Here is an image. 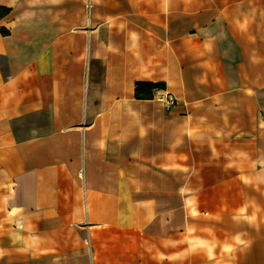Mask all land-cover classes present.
<instances>
[{"label": "crops", "instance_id": "1", "mask_svg": "<svg viewBox=\"0 0 264 264\" xmlns=\"http://www.w3.org/2000/svg\"><path fill=\"white\" fill-rule=\"evenodd\" d=\"M0 264H264V0H0Z\"/></svg>", "mask_w": 264, "mask_h": 264}, {"label": "built area", "instance_id": "2", "mask_svg": "<svg viewBox=\"0 0 264 264\" xmlns=\"http://www.w3.org/2000/svg\"><path fill=\"white\" fill-rule=\"evenodd\" d=\"M158 101L162 102L167 109H170L174 104V99L170 94H158Z\"/></svg>", "mask_w": 264, "mask_h": 264}]
</instances>
